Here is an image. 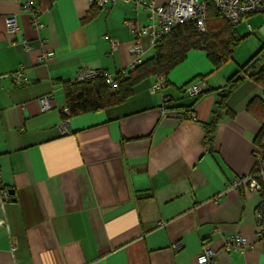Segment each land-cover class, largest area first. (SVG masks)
I'll return each mask as SVG.
<instances>
[{
  "label": "crops",
  "instance_id": "crops-1",
  "mask_svg": "<svg viewBox=\"0 0 264 264\" xmlns=\"http://www.w3.org/2000/svg\"><path fill=\"white\" fill-rule=\"evenodd\" d=\"M23 1L0 0V185L8 193L0 198V264H199L204 245L215 264H264L260 193L226 189L252 171L264 119L247 105L264 102V90L246 78L221 106L220 90L238 67L229 59L216 67L193 49L163 88L151 92V76L118 105L64 119L65 85L84 68L127 71L130 23L146 24L150 4L168 0H118L107 10L87 0H32L40 29ZM7 16L16 31L6 30ZM142 46L146 60L154 47L147 39ZM48 49L53 56L37 62ZM20 68L23 84L11 76ZM200 79L203 93L188 97L186 88ZM45 93L53 106L41 111ZM187 109L195 119L181 116ZM234 233L249 243L242 253L224 250Z\"/></svg>",
  "mask_w": 264,
  "mask_h": 264
},
{
  "label": "built area",
  "instance_id": "built-area-1",
  "mask_svg": "<svg viewBox=\"0 0 264 264\" xmlns=\"http://www.w3.org/2000/svg\"><path fill=\"white\" fill-rule=\"evenodd\" d=\"M91 7H95L100 10H107L109 7L118 0H87ZM128 2L130 0H121ZM146 0H134L136 5L145 3ZM212 2L216 10V14L225 19L231 26L246 21V17L251 14L262 13L264 14V0H168L165 4L159 6H152L150 4V14L148 16V22L143 25H139L136 22L130 23V30L134 35V41L129 52L132 56V62L129 69H133L136 65L142 62V55L144 48L142 46V40L147 39L148 44L155 47L160 40L170 33V31L178 25L190 23L197 31L204 32L206 30V10L207 3ZM22 8L29 12L30 22L36 29L43 27V24L39 20V13L41 8L35 6L32 0H24ZM5 26L8 32H14L17 30V23L13 16L5 17ZM246 26L251 30L250 24L247 22ZM112 47H116L118 42L116 39H110ZM22 47L25 50L30 49V45L26 41L21 42ZM53 56V50H45L36 57L37 62L46 63ZM102 75L105 82L111 86H114V78L112 75L98 69L84 68L79 72L75 81H84L96 78ZM12 78L16 83H25L27 81L23 68L11 73ZM165 85V79L162 76L156 77V80L151 85V92H155ZM204 81L192 83L186 88L187 96L195 99L204 90ZM39 108L41 111H48L52 108V96L50 93H45L38 99ZM67 114V107L63 109ZM160 113L165 114V109L160 108ZM179 114V113H178ZM183 117H189L195 119V112L193 109H189L181 114ZM66 119V118H64ZM252 156H253V168L251 173L244 176H235L226 185V189H236L240 193L245 190L261 192V182L264 181V121H262L259 132L256 135L252 143ZM0 198L2 200L8 198V193L0 185ZM217 199V198H216ZM259 219V216H258ZM257 219V220H258ZM5 220L0 219V225H4ZM262 233L264 228L259 225L257 231V238L262 239ZM249 245L245 236L240 233H234L226 236L224 240V250L243 252ZM173 250H179L180 245L174 243ZM13 250V248H12ZM197 262L199 264H215L216 258L214 251L209 245H204L201 252L197 256ZM15 264H22L16 262Z\"/></svg>",
  "mask_w": 264,
  "mask_h": 264
},
{
  "label": "trees",
  "instance_id": "trees-1",
  "mask_svg": "<svg viewBox=\"0 0 264 264\" xmlns=\"http://www.w3.org/2000/svg\"><path fill=\"white\" fill-rule=\"evenodd\" d=\"M235 42L234 26L219 17L214 4L208 2L204 32L197 31L190 23L176 26L155 45L150 58L142 60L133 69L116 73L113 76L114 86L106 83L102 75L90 80L66 84L64 97L68 112L62 117L68 118L82 113L100 111L124 102L132 94L133 87L137 83L151 76H162L165 79L170 70L181 63L187 52L193 49L205 51L208 59L218 67L231 58ZM262 51H264V46L228 79L227 84L220 90L219 102L221 106L224 105L225 98L230 92L246 78L253 80L264 90V59L256 63ZM202 93L203 91L196 98ZM247 110L256 115L259 120L264 119L262 99H252L247 105ZM260 196L261 200L257 207L259 219L257 221L264 228V181L261 182Z\"/></svg>",
  "mask_w": 264,
  "mask_h": 264
},
{
  "label": "rangeland",
  "instance_id": "rangeland-1",
  "mask_svg": "<svg viewBox=\"0 0 264 264\" xmlns=\"http://www.w3.org/2000/svg\"><path fill=\"white\" fill-rule=\"evenodd\" d=\"M249 23L251 30L246 26ZM262 28H264V14H251L246 17V21L240 22L234 26L236 42L234 43L233 51L231 52L232 59L229 58L230 65L238 68L244 65L255 53H257L262 46H264V35H262ZM259 60L264 59V51L259 54ZM255 63V64H256ZM238 64H240L238 66ZM250 70V68H248Z\"/></svg>",
  "mask_w": 264,
  "mask_h": 264
},
{
  "label": "water",
  "instance_id": "water-1",
  "mask_svg": "<svg viewBox=\"0 0 264 264\" xmlns=\"http://www.w3.org/2000/svg\"><path fill=\"white\" fill-rule=\"evenodd\" d=\"M10 194L12 193V192H9Z\"/></svg>",
  "mask_w": 264,
  "mask_h": 264
}]
</instances>
